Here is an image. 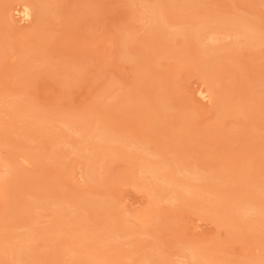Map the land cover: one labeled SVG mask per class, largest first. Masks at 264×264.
I'll return each instance as SVG.
<instances>
[{
    "label": "rangeland",
    "instance_id": "obj_1",
    "mask_svg": "<svg viewBox=\"0 0 264 264\" xmlns=\"http://www.w3.org/2000/svg\"><path fill=\"white\" fill-rule=\"evenodd\" d=\"M263 203L264 0H0V264H264Z\"/></svg>",
    "mask_w": 264,
    "mask_h": 264
},
{
    "label": "bare ground",
    "instance_id": "obj_2",
    "mask_svg": "<svg viewBox=\"0 0 264 264\" xmlns=\"http://www.w3.org/2000/svg\"><path fill=\"white\" fill-rule=\"evenodd\" d=\"M29 6V7H28ZM31 6L28 4V5H22L21 7H17L14 11H15V13H16V15H18V18H19V20L20 21H25V20H27L29 17H30V15H31V8H30ZM158 18V17H157ZM157 18L155 19V21L157 22ZM159 22V21H158ZM252 30V29H251ZM245 31H247V30H245ZM243 33V32H242ZM248 34V33H247ZM258 35V34H257ZM250 36H252V35H250ZM255 39V38H254ZM187 55V54H186ZM198 91V94L200 95V98H206V94H205V92L201 89H199V90H197ZM12 104V103H11ZM71 124V123H70ZM81 134V133H80ZM98 136H100V135H98ZM102 136V135H101ZM100 136V137H101ZM103 137H104V135H103ZM100 144H101V142H100ZM175 156V155H174ZM179 164V163H178ZM163 167V166H162ZM199 174V173H198ZM192 175V174H191ZM200 178V177H199ZM212 189V188H211ZM234 189V188H233ZM204 190V189H203ZM213 190H214V188H213ZM215 191V190H214ZM217 191V190H216ZM202 198V197H201ZM56 204V203H55ZM218 204V203H217ZM264 204V203H263ZM258 205V204H257ZM220 206V205H219ZM223 208V207H222ZM28 210V209H27ZM103 213V212H102ZM5 216V215H4ZM76 216V215H75ZM58 224V223H57ZM20 226V225H19ZM67 241V240H66ZM37 243V242H36ZM43 244V243H42ZM18 255V254H17ZM15 256V255H14ZM55 262V261H54ZM104 263V262H103ZM97 264V263H96Z\"/></svg>",
    "mask_w": 264,
    "mask_h": 264
}]
</instances>
